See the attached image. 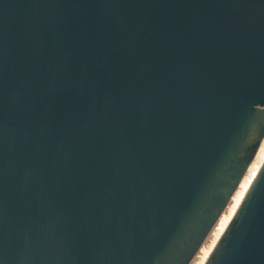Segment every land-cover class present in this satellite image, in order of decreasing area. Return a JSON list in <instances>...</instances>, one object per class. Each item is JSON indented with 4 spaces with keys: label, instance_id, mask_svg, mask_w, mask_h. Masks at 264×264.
I'll list each match as a JSON object with an SVG mask.
<instances>
[{
    "label": "water",
    "instance_id": "1",
    "mask_svg": "<svg viewBox=\"0 0 264 264\" xmlns=\"http://www.w3.org/2000/svg\"><path fill=\"white\" fill-rule=\"evenodd\" d=\"M263 140L264 0H0V264H190Z\"/></svg>",
    "mask_w": 264,
    "mask_h": 264
},
{
    "label": "rangeland",
    "instance_id": "2",
    "mask_svg": "<svg viewBox=\"0 0 264 264\" xmlns=\"http://www.w3.org/2000/svg\"><path fill=\"white\" fill-rule=\"evenodd\" d=\"M264 160V140L261 144V147L252 162L251 166L249 167V170L247 171L245 177L243 178L240 186L238 187L236 193L234 194L232 200L230 201L229 205L223 212L222 216L220 217L218 223L215 225L213 230L211 231L210 235L207 237L206 241L202 245L201 249L198 251L197 255L194 257L192 262L190 264H203L209 251L212 250V248L217 243L228 219L231 217V215L234 212V209L237 205V203L240 201V199L244 196V193L246 192V189L248 188V185L252 182V179L258 169V167L261 165V163ZM256 170V171H255Z\"/></svg>",
    "mask_w": 264,
    "mask_h": 264
},
{
    "label": "bare ground",
    "instance_id": "3",
    "mask_svg": "<svg viewBox=\"0 0 264 264\" xmlns=\"http://www.w3.org/2000/svg\"><path fill=\"white\" fill-rule=\"evenodd\" d=\"M259 149H260V148H259ZM263 163H264V160H263V162L261 163V165L258 167L257 171L255 170L256 173H255V175H254V177H253V179H252V182L250 183V185H248V188L246 189V192L244 193V196H243V197L240 199V201L237 203V205H236V207H235V209H234V212H233V214L231 215V217L228 219V221H227V223H226V225H225V227H224V229H223L221 235L223 234V232L225 231V229H226L227 226L229 225V223H230V221L232 220V218H233L235 212L237 211L238 207H239L240 204L242 203V201H243V199H244V197H245L247 191L249 190V188H250L251 184L253 183V181H254L256 175L258 174L259 170L261 169V166H262ZM221 235H220V237H221ZM220 237H219V238H220ZM218 240H219V239H218ZM215 245H216V244H215ZM213 248H214V247H213ZM213 248H212V250H213ZM212 250L209 251V253H208V255H207L205 261L208 259V257H209V255H210V253L212 252ZM205 261H204V263H205ZM204 263H203V264H204Z\"/></svg>",
    "mask_w": 264,
    "mask_h": 264
}]
</instances>
